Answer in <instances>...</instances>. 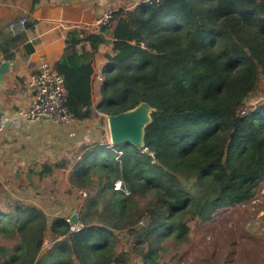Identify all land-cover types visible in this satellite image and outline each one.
Listing matches in <instances>:
<instances>
[{
	"label": "trees",
	"instance_id": "obj_1",
	"mask_svg": "<svg viewBox=\"0 0 264 264\" xmlns=\"http://www.w3.org/2000/svg\"><path fill=\"white\" fill-rule=\"evenodd\" d=\"M102 45L95 88L92 56ZM53 66L76 119L145 102L150 121L141 145L98 141L74 152L69 183L87 192L78 232L35 204L0 210V264H157L161 243L186 239L192 221L254 198L264 180V0L119 8L95 32L69 29ZM64 168L66 158L44 162L37 175ZM115 230L129 250L115 251Z\"/></svg>",
	"mask_w": 264,
	"mask_h": 264
},
{
	"label": "crops",
	"instance_id": "obj_2",
	"mask_svg": "<svg viewBox=\"0 0 264 264\" xmlns=\"http://www.w3.org/2000/svg\"><path fill=\"white\" fill-rule=\"evenodd\" d=\"M141 2L143 0H40L32 5L31 0H0V111L13 115L28 106L29 76L37 72L40 58L54 65L61 57L69 29L95 32L99 26L96 20L104 13L131 9ZM19 16H26L35 24L23 35L13 37L6 29L7 23ZM85 49L89 51L90 46L86 44ZM108 49V45H102L92 56L95 88L101 83L103 54ZM92 98L96 100L95 91ZM28 124L14 118L0 129V182L14 170L15 164L24 166L25 160L64 155L93 140L96 133L100 136L104 133L101 127L94 132L91 119L52 124L41 118Z\"/></svg>",
	"mask_w": 264,
	"mask_h": 264
},
{
	"label": "rangeland",
	"instance_id": "obj_3",
	"mask_svg": "<svg viewBox=\"0 0 264 264\" xmlns=\"http://www.w3.org/2000/svg\"><path fill=\"white\" fill-rule=\"evenodd\" d=\"M107 117L101 114L91 119L94 132L101 127L104 133L101 136L96 133L93 140L86 143L99 141L109 146L120 143L112 140ZM78 147L64 155L25 160L24 166L15 164L10 177L0 182V210H8L11 201L19 200L37 205L49 219L53 216L65 217L74 211H78L80 216L87 192L72 188L69 183L71 167L79 158L74 157ZM62 158H66L67 168L55 169L51 175L41 179L38 177L37 170L42 163L59 162ZM114 186L119 188L120 183L116 182ZM144 220L141 219L138 224ZM115 232L123 243V246L118 244L115 251L122 248L129 250L131 245L123 238L126 232ZM47 241L45 248L49 246ZM161 245L163 250L157 264H264V180L260 181L253 199L227 208L221 207L208 220L192 221L186 239H168Z\"/></svg>",
	"mask_w": 264,
	"mask_h": 264
},
{
	"label": "built area",
	"instance_id": "obj_4",
	"mask_svg": "<svg viewBox=\"0 0 264 264\" xmlns=\"http://www.w3.org/2000/svg\"><path fill=\"white\" fill-rule=\"evenodd\" d=\"M161 0H143L145 3L160 2ZM111 12L100 16L96 23L108 24ZM28 19L26 16H19L7 23V31L11 35L26 33ZM31 97L27 107L8 115L0 111V129L14 118H20L26 123H34L40 118H46L55 124H68L76 119L74 112L68 110L64 105L65 88L62 76L54 69V66L46 59L40 58L37 72L31 74L27 82ZM256 200L254 199L253 202ZM79 212L74 211L65 216L68 223L67 234L78 232L82 228L79 219Z\"/></svg>",
	"mask_w": 264,
	"mask_h": 264
},
{
	"label": "bare ground",
	"instance_id": "obj_5",
	"mask_svg": "<svg viewBox=\"0 0 264 264\" xmlns=\"http://www.w3.org/2000/svg\"><path fill=\"white\" fill-rule=\"evenodd\" d=\"M148 114V107L140 104L136 106L134 109L129 110L125 114L120 117H114L110 119V123L114 120H125L127 123L132 125V132H122L120 134L121 140H129L131 142H138L141 133H142V125L145 123Z\"/></svg>",
	"mask_w": 264,
	"mask_h": 264
},
{
	"label": "water",
	"instance_id": "obj_6",
	"mask_svg": "<svg viewBox=\"0 0 264 264\" xmlns=\"http://www.w3.org/2000/svg\"><path fill=\"white\" fill-rule=\"evenodd\" d=\"M140 104H143V105L148 107V114H147V119H146L145 123L142 125L141 137H140L139 141L136 142V143L135 142H131V141L126 140V139L125 140H121L120 139V134L122 132H128V133L132 132V125L131 124L127 123L125 120H120V119L119 120H114V121H112L110 123V119H112L114 117H120L121 115L125 114L129 110L124 111V112H120V113H118L116 115H108V117H107L108 118V124L107 125H108V129H109V134H110V136H111V138H112V140L114 142L123 141V142L133 143V144H136V145H141L142 144L143 128L150 121V112L152 111V108L145 102H142ZM140 104H138V105H140ZM134 108H132V109H134ZM132 109H130V110H132Z\"/></svg>",
	"mask_w": 264,
	"mask_h": 264
}]
</instances>
